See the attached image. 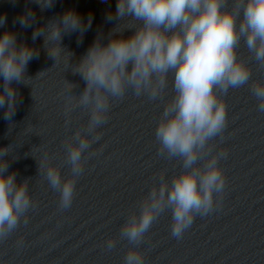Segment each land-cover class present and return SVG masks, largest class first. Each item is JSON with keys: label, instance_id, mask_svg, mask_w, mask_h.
Here are the masks:
<instances>
[{"label": "clouds", "instance_id": "clouds-1", "mask_svg": "<svg viewBox=\"0 0 264 264\" xmlns=\"http://www.w3.org/2000/svg\"><path fill=\"white\" fill-rule=\"evenodd\" d=\"M34 2L43 11L55 0ZM106 19L118 21L109 31L107 43L98 36L72 66V73L86 83L83 92L65 96L66 115L76 108L88 115L86 128L77 129L65 141L70 175L63 177L61 167L52 164L47 153L38 161V171L43 172L49 187L59 192L58 209H70L77 179L87 163L83 155L101 139L103 133L98 129L108 122L113 104L123 101L129 90L137 98L163 99L172 74L174 95L164 104L155 139L158 154L180 161L181 171L170 181L165 171L160 173L159 183H153L139 201V213L130 211L119 230V238L133 245L123 258L124 264H143L144 253L138 246L162 213L171 210V235L181 239L197 215L207 216L222 203L227 177L219 162L228 152L217 150L213 141L219 137L222 144L225 139L228 108L223 98L229 89L251 81L252 68L238 53L242 39L264 68V0H117L115 13L110 11ZM34 20L35 13L30 10L19 23L28 27ZM5 23L6 17L0 16V26ZM91 23V15L85 22L69 9L37 27L32 38L35 41L43 36L47 55L55 61L53 66L65 53L69 54V64L73 54L62 47L63 36L76 31L82 36ZM38 56V49L18 44L15 33L6 30L0 36V77L4 82L0 108L6 105V120L15 114L18 93L13 81L30 79L25 75L27 65ZM74 87L67 81L69 93ZM250 90L258 102L257 110L264 112V82L251 81ZM94 154L88 152L89 157ZM8 155L9 146L0 148V241L16 231L22 218L27 224V213L35 206L28 180L18 183L15 172L5 175ZM116 243L115 238H109L107 250Z\"/></svg>", "mask_w": 264, "mask_h": 264}]
</instances>
